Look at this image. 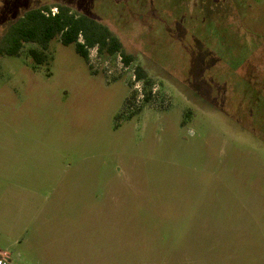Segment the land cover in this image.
<instances>
[{"label": "rangeland", "instance_id": "1", "mask_svg": "<svg viewBox=\"0 0 264 264\" xmlns=\"http://www.w3.org/2000/svg\"><path fill=\"white\" fill-rule=\"evenodd\" d=\"M132 1L0 0V40L26 11L65 4L134 57L87 62L59 39L42 65L34 43L0 57V253L264 264V93L249 92L253 129L221 108L239 76L264 83V0Z\"/></svg>", "mask_w": 264, "mask_h": 264}, {"label": "trees", "instance_id": "2", "mask_svg": "<svg viewBox=\"0 0 264 264\" xmlns=\"http://www.w3.org/2000/svg\"><path fill=\"white\" fill-rule=\"evenodd\" d=\"M122 1L125 2V0ZM115 2L118 4L121 3V0H115ZM152 2L153 0H149L150 5ZM146 4L143 0L142 7H147ZM53 9H57V12L54 13ZM177 19V22L181 21V18L177 17ZM205 20H209V18ZM56 39H59L65 46L74 45L77 53L87 62L90 60L92 49H97L101 55L114 56L118 54L127 66L134 61V57L125 51L121 39L115 35L109 26L93 16L79 14L65 4L44 5L26 11L8 27L1 38L0 57H18L26 44L34 43L39 45L41 49L33 48L29 51V55L37 65H42L48 63L49 55L47 52L51 42ZM228 74V76L225 75L224 83L236 78L234 73L228 72ZM214 75L215 79L212 82L217 81V76L215 73ZM136 76L138 80L148 77L147 72L140 66L136 69ZM238 78L241 80L238 85L236 83L233 85L226 84L225 91L228 94L225 96L226 100H222L221 108L245 127L253 129L250 120L252 112L249 106L251 103L249 92H251V88L258 87L264 93V83L258 82L255 85L243 76ZM150 85L151 83L147 82L146 86ZM260 94L262 95L261 92ZM151 95V90L146 92L144 101L148 102ZM261 137L264 139V135Z\"/></svg>", "mask_w": 264, "mask_h": 264}, {"label": "built area", "instance_id": "3", "mask_svg": "<svg viewBox=\"0 0 264 264\" xmlns=\"http://www.w3.org/2000/svg\"><path fill=\"white\" fill-rule=\"evenodd\" d=\"M53 12L56 13L57 9H56V11L54 10ZM10 263H11L10 254L0 253V264H10Z\"/></svg>", "mask_w": 264, "mask_h": 264}]
</instances>
